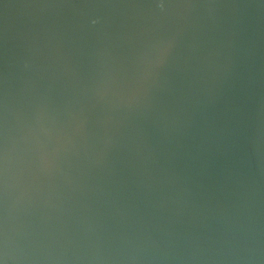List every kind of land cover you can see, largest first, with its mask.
Wrapping results in <instances>:
<instances>
[{
	"label": "water",
	"instance_id": "obj_1",
	"mask_svg": "<svg viewBox=\"0 0 264 264\" xmlns=\"http://www.w3.org/2000/svg\"><path fill=\"white\" fill-rule=\"evenodd\" d=\"M0 264H264V0H0Z\"/></svg>",
	"mask_w": 264,
	"mask_h": 264
}]
</instances>
